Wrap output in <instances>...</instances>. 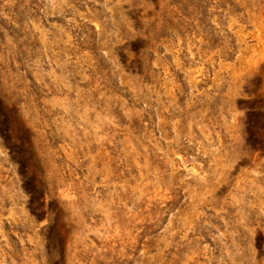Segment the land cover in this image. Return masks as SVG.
Segmentation results:
<instances>
[{"label": "rangeland", "instance_id": "rangeland-1", "mask_svg": "<svg viewBox=\"0 0 264 264\" xmlns=\"http://www.w3.org/2000/svg\"><path fill=\"white\" fill-rule=\"evenodd\" d=\"M0 101V264H264V0H0Z\"/></svg>", "mask_w": 264, "mask_h": 264}, {"label": "trees", "instance_id": "trees-1", "mask_svg": "<svg viewBox=\"0 0 264 264\" xmlns=\"http://www.w3.org/2000/svg\"><path fill=\"white\" fill-rule=\"evenodd\" d=\"M2 105H3V103L0 101V117L2 116V113H1V110L3 109V107H2ZM1 119V118H0ZM3 120L1 119V121H0V125H1V122H2ZM27 190H29V189H27ZM28 193H29V191H28Z\"/></svg>", "mask_w": 264, "mask_h": 264}]
</instances>
